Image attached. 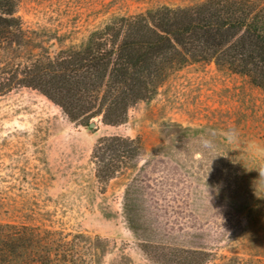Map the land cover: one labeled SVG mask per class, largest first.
Wrapping results in <instances>:
<instances>
[{
	"label": "rangeland",
	"instance_id": "obj_1",
	"mask_svg": "<svg viewBox=\"0 0 264 264\" xmlns=\"http://www.w3.org/2000/svg\"><path fill=\"white\" fill-rule=\"evenodd\" d=\"M205 1L16 0L0 40V226L23 234L12 264H264V87L213 61L176 65L124 123L91 128L25 85L118 18ZM209 132L220 156L194 158ZM115 136L137 155L99 172L95 146Z\"/></svg>",
	"mask_w": 264,
	"mask_h": 264
},
{
	"label": "trees",
	"instance_id": "obj_2",
	"mask_svg": "<svg viewBox=\"0 0 264 264\" xmlns=\"http://www.w3.org/2000/svg\"><path fill=\"white\" fill-rule=\"evenodd\" d=\"M16 4L0 0V40L8 39L17 26ZM198 61H213L264 87V4L206 0L189 8L118 18L93 32L88 45L70 52L58 67L30 69L25 85L42 92L83 127L99 116L104 125L117 126L132 105L155 94L169 70ZM137 149L132 140L118 136L99 139L95 157L103 163L108 155L99 172L111 173L110 164L134 158ZM0 228V264H12L8 254L23 234L12 226Z\"/></svg>",
	"mask_w": 264,
	"mask_h": 264
},
{
	"label": "clouds",
	"instance_id": "obj_3",
	"mask_svg": "<svg viewBox=\"0 0 264 264\" xmlns=\"http://www.w3.org/2000/svg\"><path fill=\"white\" fill-rule=\"evenodd\" d=\"M238 137V129L234 126L229 127L225 133L226 141H233ZM198 148L192 153L193 157L196 159H204L209 157H214L213 160L220 156L219 153V144L215 139V133L209 132L206 135H201L197 139ZM261 175H264V171L261 172Z\"/></svg>",
	"mask_w": 264,
	"mask_h": 264
},
{
	"label": "water",
	"instance_id": "obj_4",
	"mask_svg": "<svg viewBox=\"0 0 264 264\" xmlns=\"http://www.w3.org/2000/svg\"><path fill=\"white\" fill-rule=\"evenodd\" d=\"M89 127H91V128H92V127H94V124H93V123H91V124L89 125Z\"/></svg>",
	"mask_w": 264,
	"mask_h": 264
}]
</instances>
